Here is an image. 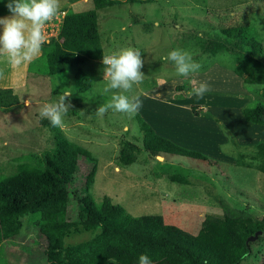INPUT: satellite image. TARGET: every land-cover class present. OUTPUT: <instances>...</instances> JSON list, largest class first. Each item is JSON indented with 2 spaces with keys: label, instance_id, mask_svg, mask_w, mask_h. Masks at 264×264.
I'll return each mask as SVG.
<instances>
[{
  "label": "rangeland",
  "instance_id": "obj_1",
  "mask_svg": "<svg viewBox=\"0 0 264 264\" xmlns=\"http://www.w3.org/2000/svg\"><path fill=\"white\" fill-rule=\"evenodd\" d=\"M8 2L0 0V14L9 11ZM93 9L92 0H60V14L45 27L47 42L59 32L58 19L63 21L66 10L84 12ZM98 16L106 56L127 48L140 50L144 61L141 69L144 82L150 86L171 82L193 87L191 82L177 74L174 63L166 57L171 51L180 49L191 53L195 61L197 42L202 37L214 36L219 29L236 27L247 21L256 29L264 44V0H152L144 5L124 4L98 11ZM52 27L55 30L53 35ZM93 62L82 65L85 73L93 79L89 87L84 83L78 87L75 71L70 72L64 81L31 72L27 89H22L24 95L17 94L19 103L10 108L0 107V179L16 173L24 163L35 162L23 157H41L45 152L54 150L56 136L62 133L70 142L85 148L98 159L94 184L86 192L98 207L105 197H109L134 217L161 215L168 225L195 236L207 215L224 213L223 202L259 219L264 217V175L258 170V164L253 162L252 152H246L244 159L246 164H251L250 168L237 165L239 154L245 151L231 143L222 145L218 154H209L219 162L212 165L175 156L152 158L142 150V134L135 116L129 118L111 109L102 116L96 114L99 107L110 101L112 92H104L108 83L104 70L98 76ZM214 62L228 68L235 65L229 53L209 58L207 63L205 60L196 63L203 68ZM44 66L41 60L36 70ZM195 80L203 82L201 78ZM139 86L134 85L126 95L137 96ZM218 86L222 87V93L218 94L219 103L224 106L221 102L229 99V96L234 98L235 92L226 93L224 86ZM82 87L85 88L84 92H80ZM210 87L216 89L217 83ZM238 88L236 100L238 104L241 102L242 107L251 103L264 104L259 93L262 87L246 88L243 82V85L239 83ZM165 91L158 92L161 98L177 94ZM65 93H71L66 99V104L71 107L63 118V126L44 125V121L49 119L41 117V109L58 102ZM181 94L184 95V92ZM213 119L217 126L220 123L225 125L228 120ZM217 126L214 127L217 129ZM238 127L236 130L239 134ZM240 130L244 135L240 134L242 140L238 139L237 142L242 146L264 140V126L263 129L249 131L247 135L245 131L248 128ZM127 141L136 143L141 149L138 161L130 166L119 163L121 150ZM92 167L83 159L80 173L86 175ZM175 174L184 175L186 184L171 182L169 176ZM78 182L72 188L82 185L80 176ZM76 205V201L72 202L71 212H77ZM24 223L21 234L12 243L3 245L0 261L7 260L8 264H48L44 237L29 220ZM92 238L89 232L76 233L66 237L64 244L65 247H75ZM252 249V256L243 264H262L264 241L254 244Z\"/></svg>",
  "mask_w": 264,
  "mask_h": 264
},
{
  "label": "trees",
  "instance_id": "obj_2",
  "mask_svg": "<svg viewBox=\"0 0 264 264\" xmlns=\"http://www.w3.org/2000/svg\"><path fill=\"white\" fill-rule=\"evenodd\" d=\"M152 0H92L93 10L68 11L57 37L43 46L42 54L29 65V72L60 78L62 81L72 71L80 88L90 86L92 80L82 69L89 61L103 60L98 11L121 7L124 4H147ZM195 62L230 54L234 60L231 69L243 79L244 86L262 87L259 92L264 100V44L256 29L247 21L227 29H219L214 36L202 37L196 44ZM44 61L45 66L36 70ZM206 64L199 73L209 71ZM219 64V63H218ZM222 67L225 65L220 64ZM228 68V67H227ZM192 75V74H191ZM184 77L190 83L193 76ZM82 87L80 92H84ZM84 90V91H83ZM192 87H176L175 99L185 100L182 92L189 93ZM189 96V95H188ZM18 96L12 89H0V107L17 105ZM196 117L200 116L193 107ZM247 122L264 126V104L251 103L242 108ZM142 134L143 149L152 158L175 156L206 162L219 163L209 154L184 148L170 139L160 136L140 113L135 115ZM220 123L219 120H217ZM44 125L51 127L50 120ZM229 138V144L240 146L237 165L251 167L244 159L246 152H252L253 162L264 175V140L254 145H240L236 135L228 127L219 124ZM140 147L126 142L119 156V163L130 166L138 161ZM22 159L34 162L20 165L16 173L0 179V256L3 245L13 242L29 220L39 229L46 241L45 255L48 264H139V257L146 255L152 264H243L252 256L254 244L264 241V217L236 210L221 202L224 213L207 215L198 235L189 234L175 226L168 225L161 215L134 217L127 210L105 197L98 207L86 194L94 184L98 159L85 148L70 142L64 134L56 136V148L40 156ZM93 165L82 175L81 160ZM81 178L80 187L72 188ZM84 177V182H83ZM173 183L186 184L181 174L170 175ZM77 202V212H71L72 202ZM102 229L98 230V226ZM89 232L92 239L75 247H65L64 240L72 234ZM257 232H263L255 242H247ZM8 264V261H0ZM264 264V259L262 261Z\"/></svg>",
  "mask_w": 264,
  "mask_h": 264
},
{
  "label": "clouds",
  "instance_id": "obj_3",
  "mask_svg": "<svg viewBox=\"0 0 264 264\" xmlns=\"http://www.w3.org/2000/svg\"><path fill=\"white\" fill-rule=\"evenodd\" d=\"M7 8L12 15L0 18V25L3 26V34L0 35V56L7 55L9 64L15 68L32 62L42 54L43 46L47 43L45 27L60 14V0H9ZM166 59L174 63L178 75L186 78L191 74H198L201 69V65L193 60L192 54L184 50H173ZM103 64L105 80L108 81L104 92H112V95L110 101L99 107L96 114L102 116L111 109L126 114L129 118L134 117L143 104L139 96L130 97L126 93H130L134 85L144 82L141 51L133 48L123 49L104 56ZM3 79L5 74L0 71V80ZM190 82L193 87L188 93L189 96L195 95L202 99L211 91L207 82H198L195 79ZM70 94L65 93L59 97L58 102L45 105L40 111L41 117L49 119L55 127L63 126V118L71 107L66 104ZM27 103L29 105V102ZM99 229H102V225L98 226ZM139 264H152V261L148 256L141 255Z\"/></svg>",
  "mask_w": 264,
  "mask_h": 264
},
{
  "label": "crops",
  "instance_id": "obj_4",
  "mask_svg": "<svg viewBox=\"0 0 264 264\" xmlns=\"http://www.w3.org/2000/svg\"><path fill=\"white\" fill-rule=\"evenodd\" d=\"M67 12L68 10H66V13ZM11 15L9 11H5L0 14V18H7ZM2 34L3 26L0 25V35ZM30 63L13 68L8 62L7 55L0 56V71H3L5 74V79L0 80V89H12L16 95H24L23 93L25 92H22V89H27L29 75H32L29 72ZM93 64L96 72L98 71V76H100V72L103 73L104 70L101 69V67L104 66L105 68L103 60L94 61ZM92 67L93 65L89 70H91ZM191 76H193L194 79L201 78L203 82H207L210 86L217 83V88L215 89V86L211 87V91L207 92L202 99L195 95L188 96V93L184 92L183 96H185V100L178 101L174 98L175 95H170L169 98H161L158 93L161 90H169L170 93L176 92V88L174 87L177 84L175 85V83H154L152 86L146 84V82L140 84L138 90L139 94L137 96L140 97L143 106L139 113L153 127L157 134L190 150L205 154H218L220 152L219 148L229 143V138L222 132L220 127L217 126L213 117L228 119H225V126L228 127L229 130L235 132L234 134H236L237 141L241 139L240 134L244 135L240 130L241 128H248V130L245 131V135L249 134L251 130L263 129V126L245 120L242 114L243 107L241 102L238 104V99L236 100L237 92H239L238 86L239 83L243 85V79L238 77L231 69L215 63L208 72L192 74ZM218 84L225 87L224 92L226 93L230 92L229 94H231L233 91L235 92L234 98H230L229 96V99L227 98L225 101H220L225 104L224 106L219 103L218 94L222 93V87L218 86ZM243 90L245 91L244 88ZM165 95H167V93ZM193 107H197V111L200 113L199 117L193 114ZM237 118L239 120H237ZM215 125L217 129L214 127ZM237 127L239 128V134L236 130ZM157 158L160 159L161 157Z\"/></svg>",
  "mask_w": 264,
  "mask_h": 264
},
{
  "label": "water",
  "instance_id": "obj_5",
  "mask_svg": "<svg viewBox=\"0 0 264 264\" xmlns=\"http://www.w3.org/2000/svg\"><path fill=\"white\" fill-rule=\"evenodd\" d=\"M262 233L263 232H257L254 236H252V237H250L249 239H248V243L249 242H255L257 239H258V237L260 236V235H262Z\"/></svg>",
  "mask_w": 264,
  "mask_h": 264
},
{
  "label": "built area",
  "instance_id": "obj_6",
  "mask_svg": "<svg viewBox=\"0 0 264 264\" xmlns=\"http://www.w3.org/2000/svg\"><path fill=\"white\" fill-rule=\"evenodd\" d=\"M58 20H59V28L61 29V26H62V22H63V21H61L60 18H59ZM52 26H53V25H52ZM60 29H58L59 32H60ZM54 31H55V30H54V27H52L51 35H53V34L55 33ZM59 32H58V33L56 32L57 34H55L54 37H57L58 34H59ZM52 33H53V34H52ZM54 37H52V38H54ZM52 38H51V39H52ZM49 41H50V40H49ZM49 41H48V42H49Z\"/></svg>",
  "mask_w": 264,
  "mask_h": 264
}]
</instances>
